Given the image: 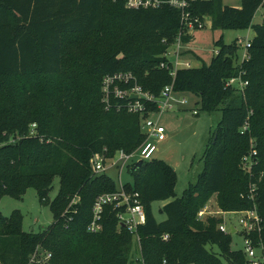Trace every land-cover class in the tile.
Masks as SVG:
<instances>
[{"label":"trees","instance_id":"obj_1","mask_svg":"<svg viewBox=\"0 0 264 264\" xmlns=\"http://www.w3.org/2000/svg\"><path fill=\"white\" fill-rule=\"evenodd\" d=\"M261 7L262 0H240L238 8L198 0L190 12L201 24L210 17L214 31L244 29ZM182 27L180 11L169 6L130 10L122 0H0V201L22 200L32 188L54 217L34 233L23 230L20 211L8 217L0 212V264H29L38 249L50 255L48 264H249L244 251L231 249V233L219 230L222 219L203 222L198 214L213 197L223 212L264 210V24L254 28L239 65L237 42L228 45L220 37L209 63L178 70L173 79L160 64ZM192 38L185 31L183 43ZM118 73L133 74L155 99L174 82L175 92L196 96L203 111L223 112L205 173L164 205L163 222L151 206L173 195L174 169L157 160L129 167L137 184L124 188L140 194L147 217L137 244L128 230L118 229L111 207L103 231L88 232L96 199L118 191L94 170L93 157L131 154L145 141L147 113L118 111L127 99H112L108 108L102 102L103 79ZM239 75L249 83L245 96L227 86ZM148 110L157 111L156 104ZM251 112L250 128L242 133ZM251 139L258 155L249 175L241 162ZM56 178L60 188L51 200ZM261 238L264 243V233Z\"/></svg>","mask_w":264,"mask_h":264},{"label":"rangeland","instance_id":"obj_2","mask_svg":"<svg viewBox=\"0 0 264 264\" xmlns=\"http://www.w3.org/2000/svg\"><path fill=\"white\" fill-rule=\"evenodd\" d=\"M223 4L229 7H240V0H223ZM264 24V7H261L254 16L252 24L244 29H225L212 30L211 18L205 19L201 28L192 31V39L182 44L181 61L188 62L192 68H199L202 62L209 63L214 54L217 52L215 41L220 37L226 44L232 45L237 42L238 53L235 58V66L242 63L246 58V46L254 35V28L257 25ZM175 51V47L170 49V54ZM170 60L173 57L169 56ZM186 100L185 105H181L177 100ZM102 102L105 104L103 97ZM198 98L191 93L174 92V100L170 103L173 109L164 112H149L147 118L166 130L167 139L157 143L158 151L150 161L157 160L172 167L176 174L173 195L168 201L154 202L151 206L152 213L157 222H163L166 215L162 212L164 205L170 201L181 198L183 193L192 185H195L201 175L207 169V162L210 157L206 155L208 149L212 146L213 135L218 125L222 121L223 112L217 110L214 112L203 111L200 104H197ZM197 111V114H195ZM145 115V114H144ZM142 115V116H144ZM146 120L142 122L145 124ZM2 142L0 141V146ZM140 153H136L133 158L121 170L120 168H108L106 174L116 184L120 190L122 186L130 185L134 188L137 184L135 177L129 172V167L141 161ZM252 185H250L251 187ZM60 188L58 178L54 180L53 190L49 197L53 200ZM216 197L208 203V212L203 216L202 221L206 222L209 218L222 219L223 225L232 235L231 249L233 251H244V233L240 226L239 220L242 215L236 212H223L216 205ZM20 211L23 215V230L25 232L40 233L46 230L54 223V217L50 208L40 201L35 189H28L22 200H17L10 196H5L0 201V212L3 216L8 217L13 212ZM223 213H221V212ZM221 213V214H220ZM236 228V232H231V228ZM133 241L137 244L136 239ZM210 248V247H209ZM208 248V249H209ZM215 252H219L217 247H213ZM29 264H48L49 258L41 249L36 250L30 255Z\"/></svg>","mask_w":264,"mask_h":264},{"label":"built area","instance_id":"obj_3","mask_svg":"<svg viewBox=\"0 0 264 264\" xmlns=\"http://www.w3.org/2000/svg\"><path fill=\"white\" fill-rule=\"evenodd\" d=\"M117 1V0H114ZM124 2L125 8L130 10H150V9H160L164 6H169L174 8L181 13V23L183 25L179 36L176 39L175 44H173L165 53V61L161 62L160 69L167 70L171 77L175 79L176 73L181 69H191V64L188 62H182V37L185 35V31L191 32L195 30V23L199 25V28L203 27L198 19H192L190 12L191 5L198 0H122ZM264 3V0H262ZM250 46L248 42L247 47ZM175 47V51L170 54V49ZM173 57V60L169 59V56ZM174 83V82H173ZM166 86L161 97L155 99L150 93L144 91L141 86L136 82V78L131 73H118L115 75L106 76L102 82V95L107 108L111 105L112 99H127L122 105L118 106V111H125L130 114L144 115L149 113V104H156V112H164L173 109L174 106L170 103L174 100V84ZM132 84V85H131ZM248 82L242 80V76L231 78L227 82V86L236 88L242 91L245 96L246 88ZM121 85L129 86V88H122ZM132 95L138 96L137 99H130ZM181 105L186 104V100H177ZM152 112V111H150ZM197 114V111H195ZM252 112L249 114L243 128L242 133L247 132L250 128L249 118ZM146 120L145 124H142L141 130L145 135L144 143L133 153L128 154L123 150L116 153L115 157L112 159L106 158L104 154H96L92 163L94 170L96 172H104L107 169V163L109 162L108 168H120L121 170L126 166V164L133 158L136 153H140L142 157V162L150 161L158 151L157 143L163 142L167 139L166 130L163 126L158 123ZM143 120V121H144ZM35 127V125H33ZM250 150L246 155L243 156L241 162V168L247 174H252V170L257 162V148L256 141L254 139L250 140ZM254 185L251 186V194L254 191ZM253 198V196H251ZM108 207H111L113 211H116V219L118 222V229L122 228L128 230L133 238L136 239L137 243L140 241L139 237V227L146 224V211L143 205L140 194L127 192L124 186L120 190L114 193L103 194L99 196L92 209V221L88 226V232L93 234L101 233L104 229L103 218L105 211ZM208 212V207L206 206L202 209L198 217L202 220L203 216ZM221 212V211H220ZM223 213V212H221ZM220 213V214H221ZM244 214L241 216L239 223L244 233L245 250L244 253L247 256L249 264H264V243L261 236L264 233V210L260 211L256 206L252 210L236 212ZM236 228L234 227L233 230ZM219 230L223 233H229L223 223L219 226ZM232 232V228H231ZM258 235V240L254 239V235ZM169 235H164L163 240L167 241ZM50 258V255H48Z\"/></svg>","mask_w":264,"mask_h":264},{"label":"water","instance_id":"obj_4","mask_svg":"<svg viewBox=\"0 0 264 264\" xmlns=\"http://www.w3.org/2000/svg\"><path fill=\"white\" fill-rule=\"evenodd\" d=\"M138 98V96H136V95H132L131 97H130V99H137ZM143 164V162L142 161H138L137 163H136V168H139L141 165ZM232 232L234 233L235 231L233 230V228H232Z\"/></svg>","mask_w":264,"mask_h":264}]
</instances>
